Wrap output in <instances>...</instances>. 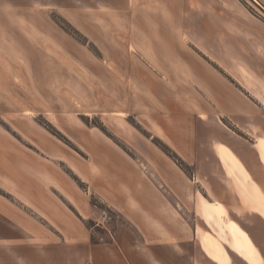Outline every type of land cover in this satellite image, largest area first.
Returning a JSON list of instances; mask_svg holds the SVG:
<instances>
[{"label":"rangeland","instance_id":"374dc122","mask_svg":"<svg viewBox=\"0 0 264 264\" xmlns=\"http://www.w3.org/2000/svg\"><path fill=\"white\" fill-rule=\"evenodd\" d=\"M60 2L0 0V83H5L8 90V80L21 81L26 90L22 89L26 92L11 94L18 105L29 113L31 109L47 113L34 114L35 122L44 127L45 132L0 136V238L24 239L26 235L25 231L9 230L10 211L37 215L40 209L29 199V191L19 184L20 181H55L57 176L67 179L68 175L75 179L78 172L90 180L89 195L94 197L95 201L91 202L97 207L93 218L86 221L89 239L93 243L121 238L160 240L165 244L170 243L166 245L172 247V264H190L184 259L175 262V256H196L194 261L201 264L199 257L203 255V239L218 240L228 250V254H233L234 248L223 239L227 233L222 221L224 216L217 217L212 206L216 201H224V197L207 195L200 184L194 182V167L174 150L173 141L187 137L179 135L186 131L185 119L172 111L171 119L166 118L165 125L161 122L163 120L158 109L162 107L153 89L137 85L138 73L143 74L142 77L151 75L143 64L146 62L144 59L153 63L157 59L150 49V41L140 39L143 33L136 23L133 21L134 26L130 20L122 23L123 13L113 10L114 7H120L118 4H125L126 0H80L79 8L75 4V9H72L70 0H64L65 5ZM242 2L253 13L262 15L253 0ZM69 3L70 9H67ZM14 6L16 9H13ZM128 14L134 16L137 13ZM180 30L172 28V41H166L168 47L175 49L179 43L177 45L184 53H193L198 59H205L211 66L220 69L188 39H181ZM154 42L160 47L159 39ZM198 42L206 40L199 39ZM144 52L151 54L149 57L143 56ZM42 57L53 59L54 68L62 70H55L54 77L57 79L58 76L59 83L64 82L58 90L60 98L55 97L53 88L45 89L40 82L42 76L36 63ZM14 64L24 66L21 69ZM23 71H29L27 77ZM30 71L33 81H28ZM181 83L184 87L187 84L185 81ZM18 89L21 91V88ZM172 93V103H176L178 95L175 84ZM183 93L177 99H182L180 101L202 116L205 128L209 127L218 133L225 132L232 144L244 148L241 140L230 131L234 130L230 123L216 116L209 117L203 111L199 101L203 103L204 99L199 94L196 93L192 98L189 93ZM39 96H44L49 102L43 104ZM81 106L90 113H82ZM58 107L81 122V126L74 129L76 135H71L75 141L58 128H62L65 133L72 128L65 118L59 116L58 124H53L51 113L59 115ZM0 125L10 131L9 123L0 120ZM89 126L97 128L113 144L99 133L89 132ZM77 145L84 151L80 159L73 154L79 151ZM114 145L141 162L144 174L142 172L134 180L128 178L121 162L123 155L119 150H113ZM212 149L217 156V145ZM203 151V157L210 153L207 148H203ZM191 153L182 154L190 158ZM54 164L60 168L53 167ZM69 164L75 167L76 173H71ZM259 169L260 179L264 181L261 174L263 168H255L256 171ZM63 178L60 181L58 179L60 184ZM216 179H220L217 174ZM80 185L86 190L84 184ZM38 193L50 195L53 190L40 185ZM95 195H105L119 202L106 205ZM227 196L225 221L232 222L235 219L240 226H249L252 220L247 202L241 199L243 195ZM103 207L109 208L112 213L111 227L116 235L113 240L104 238L108 240L101 242L97 238L104 231L94 224ZM227 236L232 238L228 233Z\"/></svg>","mask_w":264,"mask_h":264},{"label":"crops","instance_id":"0c3cea01","mask_svg":"<svg viewBox=\"0 0 264 264\" xmlns=\"http://www.w3.org/2000/svg\"><path fill=\"white\" fill-rule=\"evenodd\" d=\"M59 1L65 5L64 0ZM71 1L72 9H75V4L79 8L80 0H70V3ZM249 2L254 5L253 2ZM259 2L264 6V0ZM70 3L67 9H70ZM118 6L120 7H114L113 10L123 13L121 22L130 20L133 26V21L136 23L143 33L140 39L150 41V49L157 59L154 63L144 59L147 63L143 64L150 70L151 75L142 77L143 74L137 72V85L153 89V94L159 99L162 107L158 109L163 120L161 122L166 125V118L171 119V112L176 111L187 123L186 131L179 134L187 137L179 138L173 141V144L174 150L181 153L185 162L194 167V182H198L207 195H221L225 200L227 195H243L244 198L241 199L245 200L249 207L252 221L249 226H240L235 219L230 218L232 222L225 221L227 204L222 199L216 201L223 210L224 228L232 236L228 238L226 233V238L223 239L234 248V253L228 254V250L226 251L218 240L203 239L204 248L203 255L199 257L200 263L264 264V181L260 179V169L255 170L256 167L264 169L262 8L258 6L262 15L253 13L242 0H126L125 4L121 3ZM13 9H16V6ZM131 12L137 14L129 15ZM172 28L181 29V39H188L220 69L211 66L199 53L198 55L206 62L198 59L193 53H184L179 49L177 45L179 43L175 49L168 47L166 41H172ZM174 38L178 39L176 36ZM156 39H159L160 47L156 46L154 42ZM199 39H205L206 42H198ZM150 54L144 52L142 55L149 57ZM36 64L42 76L39 78L41 84L45 89L53 88L55 97L60 98L58 90L64 82L59 83L58 76L57 79L54 78L55 70L58 72L60 70L54 68L56 67L54 60L42 57L37 59ZM14 65L21 69L24 66ZM23 72L27 77L29 71ZM181 73L184 77H179ZM30 75L28 81H33L31 71ZM181 79L187 83L185 87ZM173 84L176 86L177 98L182 97L184 89L183 94L189 93L192 98L196 93L199 94L204 99L203 103L199 101L203 111L209 117L216 116L219 120L222 118L230 123L234 128L230 131L241 140L239 142L244 148L232 144L230 136L225 132L218 133L209 127L205 128L202 116L190 109L184 101H180L182 99L176 98V103H172ZM7 88L9 92L6 84L0 83V120L10 124V131H6L0 125V136L1 134L21 136L32 131L45 132V128L35 122L34 114L47 113L38 109H31L32 112L29 113L11 96L17 95L16 92H26L23 91L25 89L23 83L8 80ZM18 88H21V91ZM39 99L43 104L49 102L44 96H39ZM58 108L59 115L51 113L52 122L57 125L59 116L65 118L72 128L66 133L59 126L58 128L73 139L71 135H76L74 129L79 128L81 122L77 121L75 116L64 112L62 108ZM88 131L101 133L93 126H89ZM100 135L111 142L106 136ZM1 143L0 137V146ZM85 145L91 148L89 144ZM216 145L217 156L212 149ZM77 148L80 152L73 154L80 159L84 151L80 146ZM203 148L210 151L208 154L205 153V157L202 156ZM113 150H119L123 155L121 162L128 178L134 180L142 172L144 174V165L141 162L131 158L115 145ZM183 152H192L190 158L183 156ZM69 166L71 173L77 172L73 165ZM53 167L60 168L58 164H54ZM263 169L261 174L264 180ZM215 173L220 179H216ZM69 176L67 179L57 176L54 178L55 181L29 179L19 182L29 191V199L40 209L37 215L10 211L9 230L25 231L26 235L24 239L0 238V264H172V247L166 245L170 243L165 244L160 240L121 238L106 243L90 241L86 221L93 218L97 209L89 195L88 186L91 182L78 172L74 176L75 179ZM80 184H84L86 190ZM40 185L47 186V190L51 188L53 194L40 195L38 193ZM95 197L106 205H115L119 202L110 200L105 195ZM194 257L196 256H175L174 261L184 259L190 264H197Z\"/></svg>","mask_w":264,"mask_h":264},{"label":"built area","instance_id":"2783aa9c","mask_svg":"<svg viewBox=\"0 0 264 264\" xmlns=\"http://www.w3.org/2000/svg\"><path fill=\"white\" fill-rule=\"evenodd\" d=\"M258 6H260L264 10V6L261 5L259 0H253ZM111 220H112V213L109 210V208H101L99 212V217L97 221H95V226L100 227L103 233H99L98 235V241L104 242L107 241L104 238H109L110 240H113L116 231L111 227Z\"/></svg>","mask_w":264,"mask_h":264},{"label":"bare ground","instance_id":"6f19581e","mask_svg":"<svg viewBox=\"0 0 264 264\" xmlns=\"http://www.w3.org/2000/svg\"><path fill=\"white\" fill-rule=\"evenodd\" d=\"M80 111L84 114H89V110L84 108L83 106L80 107ZM213 208L216 210V214H217V217H221V215H223V210H222V207L220 206V204L218 202H214V204L212 205ZM204 234H203V238H204Z\"/></svg>","mask_w":264,"mask_h":264},{"label":"trees","instance_id":"16d2710c","mask_svg":"<svg viewBox=\"0 0 264 264\" xmlns=\"http://www.w3.org/2000/svg\"><path fill=\"white\" fill-rule=\"evenodd\" d=\"M91 200H92V202H94V201H95V200H94V197H92Z\"/></svg>","mask_w":264,"mask_h":264}]
</instances>
